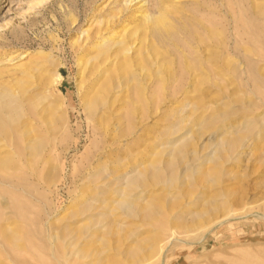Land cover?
<instances>
[{
  "label": "rangeland",
  "instance_id": "374dc122",
  "mask_svg": "<svg viewBox=\"0 0 264 264\" xmlns=\"http://www.w3.org/2000/svg\"><path fill=\"white\" fill-rule=\"evenodd\" d=\"M145 1L132 0L130 10ZM123 2L0 0V103L13 102L17 110L0 111V264H264V150L209 160L219 128L235 114L248 107L263 118L264 0L171 1L179 3L168 17L178 24L192 15L205 22L215 11L218 76L196 92L187 77L176 82L166 74L176 60L169 68L159 62L158 79L125 80L119 62L110 64L102 78L108 104L90 110L97 101L86 90L84 38L111 23L130 31L140 13L117 14ZM247 48L262 62L246 57ZM243 67L254 78L240 75ZM27 122L36 140L31 148L23 134ZM125 173L126 180L107 187ZM120 183L129 184L126 195L137 209L155 214L117 209L111 232L64 247L56 232L78 219L70 227H83L81 218L99 210L90 199L110 198ZM222 204L229 216L215 209Z\"/></svg>",
  "mask_w": 264,
  "mask_h": 264
},
{
  "label": "bare ground",
  "instance_id": "6f19581e",
  "mask_svg": "<svg viewBox=\"0 0 264 264\" xmlns=\"http://www.w3.org/2000/svg\"><path fill=\"white\" fill-rule=\"evenodd\" d=\"M171 1L174 0H159L156 2L154 1V3L152 2L153 5L151 4V6H153L151 8L149 7V5H145L149 3L144 2L138 5L135 10H130L132 0H124V2L122 3L124 5L123 10L119 9L117 14L127 10L131 12V15L140 13V17L138 16V19H135V17L133 19L131 17L135 24L132 28H130V31L126 28L127 24L124 25L121 29L115 30V28H112L113 26H111L113 23H111L104 29L97 28L96 30H92L89 34H86V38H84L85 43L82 46V49L84 50V52H86L84 54L89 58L88 59L86 57L88 60H86V64L88 62L87 65L89 66V78L87 80L88 83L86 85V90L88 95H94L93 98H95L97 101L94 106H89L90 110H95L97 109V107L104 108L105 105L108 104L106 99H103L106 97L102 98V94L108 93L109 85L106 82H103L102 78L106 73V68H108L110 64L115 66V64L119 62V66L125 75V80L128 79V75L129 80H135V78L137 76H140L141 74L147 77H150V75H152L153 77L158 79L163 76V71L159 67V62H162L167 68H169L171 66V62H175L176 60V66H174V68L173 66L170 68L171 73L167 69L166 74L169 77L172 74L171 78L176 82L183 77H187V87H193L192 90L196 92L200 91L202 81L206 79L207 81H213L218 76L219 71L216 67V65L218 64H216L218 56L216 50L218 42L216 39V32H218V29L215 30L217 23L215 24V18L213 16L215 14V11H213V15L210 17V19H207L205 22L202 21L200 17H198L199 15H192L190 16V18L188 16L185 17V20L178 24L172 22V20H170L168 17V15L171 13L176 14L175 10L179 3L178 2L176 5ZM257 11L258 13L256 14V18L258 17L257 20L261 22L263 20V13L260 7L256 8V12ZM151 12L156 13L157 15L154 16L151 14ZM132 20L130 21L132 22ZM258 28V34H261L262 31L259 26ZM140 30L143 31V35H139ZM102 31H106L107 34L106 32ZM230 33L232 34V32ZM245 52H247V55L244 54L246 57L250 58L251 55H254L257 57V63L262 62V57H260L261 55L259 53H254L251 49L248 48L245 49ZM261 64L259 66H261ZM147 65L154 66V68L157 69H155L153 72H149V69L146 68ZM249 65L247 64V66ZM247 71L248 70L244 69L243 67V71L242 69H239L238 72L240 73V75L243 74L245 77L254 78L256 72H250V74H248ZM57 77L61 76L58 74ZM137 82L138 81H136L135 84ZM135 84L133 88H135ZM181 86H179V90H177V88L173 86L174 88L172 89V91H182L183 86ZM137 93L138 99H140V96H142L143 93L142 87L140 85L137 86ZM262 99H264V97ZM89 104L91 105V103ZM15 106L16 105L13 102L0 103V111L6 110L7 112H13ZM14 112H17L16 108ZM235 116L231 119V121H229V123L219 128V136L221 139L218 142L219 145L216 146L214 152L209 157L210 161H217L218 163L221 160L223 161L225 159H235V157H237L239 154L241 155L243 153H247L249 155L255 153L257 149H262V151L264 150V111L262 119H259L260 117L258 118V116L252 115V112L248 110V107H246V111H244L241 115H237L236 117ZM24 127L25 130H23V134L25 135V138L29 137L27 143L29 144L30 142H32L29 144V147H35L34 144L36 140L34 137L31 138L33 135L31 136L32 128L30 124L27 122L25 123ZM241 130L244 134L242 136L239 135ZM229 133H236L238 134V137L230 139L224 138L227 135L229 136ZM258 138L259 142L257 141ZM257 142L258 144L260 143V146L258 147L256 146ZM173 167H175L174 162H170V168L173 169ZM190 168L191 167L189 165H185V173H187ZM127 175L128 173H125L119 179H115L114 182L106 181L108 182V186L105 182L104 184L107 187H109V185L111 184L115 185L117 184L118 180H126ZM105 176L108 177L109 175L106 174ZM173 183H175V179L171 182V184ZM120 185L118 184L117 186L113 187V190L111 189V194L113 196H111L110 198H105L101 201H98V199L93 197L90 199L91 205H97L98 203L99 204L94 208L92 206H88L86 210L82 211L81 213L79 212L80 215L85 214L84 212L91 207L93 210H99L95 213L90 212L89 214H85L83 218H81L82 222L84 223H82L83 227H81V225L80 227H70L81 222L78 219L79 221L75 220L74 224L71 223L72 225H69L68 223L62 226L58 230V232H56L55 237L62 240L61 244L64 243V247L71 245L75 246V244H73V240H78L80 238L90 239V236H92L94 233L102 234V232H111L118 221L119 212H115V210L117 211V209H122L123 213L127 215H135L140 211L144 214V216L152 217L155 214L153 208L148 209V211L146 212L143 208L140 210L137 209L138 206L135 205V201L131 200L128 195H126V186L129 184L123 185L122 183H120ZM101 193H105V191H102ZM221 206H218L219 208L216 207L215 209L218 212L222 211V214H227L229 216L230 211L224 209L225 207L223 204ZM105 208H108V210H104ZM92 209H90V211H92ZM215 209L211 208V210ZM203 215L204 214H201L198 218H203ZM172 234L173 233H171V235ZM167 243L166 239L158 241L157 245L155 246L156 251H161L163 248H165V245H167ZM64 260L66 264L70 262L67 259Z\"/></svg>",
  "mask_w": 264,
  "mask_h": 264
}]
</instances>
